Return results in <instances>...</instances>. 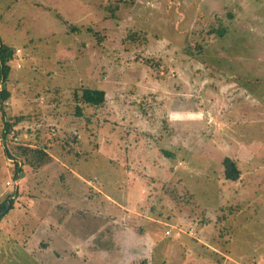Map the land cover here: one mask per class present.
Wrapping results in <instances>:
<instances>
[{"label": "rangeland", "instance_id": "obj_1", "mask_svg": "<svg viewBox=\"0 0 264 264\" xmlns=\"http://www.w3.org/2000/svg\"><path fill=\"white\" fill-rule=\"evenodd\" d=\"M0 40V264H264V0H0Z\"/></svg>", "mask_w": 264, "mask_h": 264}, {"label": "trees", "instance_id": "obj_2", "mask_svg": "<svg viewBox=\"0 0 264 264\" xmlns=\"http://www.w3.org/2000/svg\"><path fill=\"white\" fill-rule=\"evenodd\" d=\"M225 33V30L217 32L218 36H223ZM14 55V50L7 45H5L0 40V108L4 101H6L9 98V92L7 91L4 84L6 83L10 67L9 62L12 61ZM76 99L79 100V103L85 106L90 107H101L105 103V92L101 89H90L86 88L83 89L79 96L75 95ZM77 117H81L82 113L80 111V108H76V114ZM14 126V123H10L9 121H5L3 133L1 134V137L3 140L6 139L7 135L10 132V129H12ZM15 155L22 158L29 157L26 162V165L31 168L32 170H37L38 168L42 167L43 165L47 164L50 160L48 154L44 153L43 150H30L26 146H21L16 148ZM4 154L5 157L10 159H14L12 154L4 148ZM29 155H33L36 162H33L32 159H30ZM167 155H171L170 153ZM223 166V176L226 181L229 182H235L240 177V171L238 170L236 163L228 158L225 157L222 161ZM22 173V170L20 169L19 163H15V171H14V179H16L20 174ZM16 195V192L13 193V196L10 195L6 199H4L2 202H0V222L1 220L11 211L14 207V196Z\"/></svg>", "mask_w": 264, "mask_h": 264}, {"label": "built area", "instance_id": "obj_3", "mask_svg": "<svg viewBox=\"0 0 264 264\" xmlns=\"http://www.w3.org/2000/svg\"><path fill=\"white\" fill-rule=\"evenodd\" d=\"M166 235H170V231L169 230H166Z\"/></svg>", "mask_w": 264, "mask_h": 264}]
</instances>
